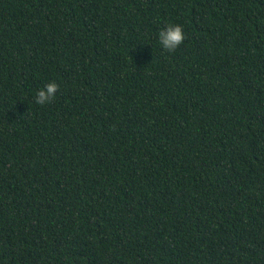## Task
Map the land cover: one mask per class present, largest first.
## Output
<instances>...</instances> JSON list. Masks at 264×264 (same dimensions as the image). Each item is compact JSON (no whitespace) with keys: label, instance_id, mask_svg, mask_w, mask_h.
Wrapping results in <instances>:
<instances>
[{"label":"trees","instance_id":"16d2710c","mask_svg":"<svg viewBox=\"0 0 264 264\" xmlns=\"http://www.w3.org/2000/svg\"><path fill=\"white\" fill-rule=\"evenodd\" d=\"M0 264H264V0H0Z\"/></svg>","mask_w":264,"mask_h":264},{"label":"clouds","instance_id":"9594fccd","mask_svg":"<svg viewBox=\"0 0 264 264\" xmlns=\"http://www.w3.org/2000/svg\"><path fill=\"white\" fill-rule=\"evenodd\" d=\"M185 38L183 26L180 24L170 23L159 32V43L167 52H175V50L184 43ZM59 87V84L55 81L47 83L43 88L37 91L35 103L41 106L51 103L55 99Z\"/></svg>","mask_w":264,"mask_h":264}]
</instances>
